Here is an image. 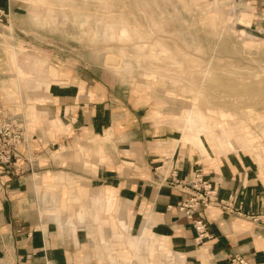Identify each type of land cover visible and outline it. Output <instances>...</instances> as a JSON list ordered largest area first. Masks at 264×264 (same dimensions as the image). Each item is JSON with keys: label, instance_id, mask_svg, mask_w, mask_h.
<instances>
[{"label": "crops", "instance_id": "1", "mask_svg": "<svg viewBox=\"0 0 264 264\" xmlns=\"http://www.w3.org/2000/svg\"><path fill=\"white\" fill-rule=\"evenodd\" d=\"M48 2L46 12L34 6V21L63 0ZM0 9V116L25 128L19 158L0 172V264H164L175 255L178 264H264L260 141L240 135L231 146L225 134L209 139L198 128V142L187 128L185 135L143 126L139 111L117 103L109 88L57 61L45 98L38 87L44 58L7 50V42L12 51L33 44L23 36L28 24L17 23L15 0H0ZM261 10L251 5L255 17ZM120 36L130 39V32L122 28ZM199 171L220 198L243 201L249 216L208 209L210 238L202 242L178 210L187 194L175 186ZM124 231L131 246L123 250L113 238Z\"/></svg>", "mask_w": 264, "mask_h": 264}, {"label": "rangeland", "instance_id": "2", "mask_svg": "<svg viewBox=\"0 0 264 264\" xmlns=\"http://www.w3.org/2000/svg\"><path fill=\"white\" fill-rule=\"evenodd\" d=\"M40 1L46 3L15 0L22 15L17 23L28 24L23 36L33 44L12 51L7 42V50L44 58L38 87L45 98L48 83L57 79L50 69L65 64L75 76L109 88L117 103L139 111L143 126L156 124L160 131L171 126L198 142L200 128L209 139L213 132L225 134L231 146L241 135L260 141L264 157V1L63 0L50 5L52 13L38 23L34 6L46 12L49 3ZM250 4L262 9L256 17ZM122 28L130 39L120 36ZM106 31L115 36L104 38ZM229 129L236 135H228ZM127 235L113 238L123 250L131 246ZM165 262L180 260L175 255Z\"/></svg>", "mask_w": 264, "mask_h": 264}, {"label": "built area", "instance_id": "3", "mask_svg": "<svg viewBox=\"0 0 264 264\" xmlns=\"http://www.w3.org/2000/svg\"><path fill=\"white\" fill-rule=\"evenodd\" d=\"M5 21V14L0 9V25ZM25 128L21 123L7 115L0 116V172L11 169L19 158L18 148L24 143ZM176 188L187 196L178 206V210L186 217L197 233V242L210 238L205 212L215 208L231 216L249 218L244 213V202L235 196L220 198L216 186L205 178L202 172H197L189 184L176 181ZM240 263H244L239 260Z\"/></svg>", "mask_w": 264, "mask_h": 264}, {"label": "bare ground", "instance_id": "4", "mask_svg": "<svg viewBox=\"0 0 264 264\" xmlns=\"http://www.w3.org/2000/svg\"><path fill=\"white\" fill-rule=\"evenodd\" d=\"M230 133H232V134L234 133V134L236 135L237 132H235V130H233V132H231V130L229 129V130H228V135H229Z\"/></svg>", "mask_w": 264, "mask_h": 264}]
</instances>
